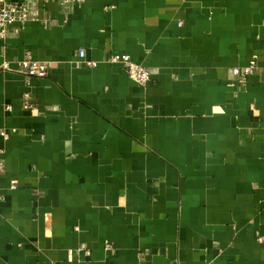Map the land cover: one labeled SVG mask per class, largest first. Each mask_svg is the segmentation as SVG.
<instances>
[{
  "label": "crops",
  "instance_id": "crops-1",
  "mask_svg": "<svg viewBox=\"0 0 264 264\" xmlns=\"http://www.w3.org/2000/svg\"><path fill=\"white\" fill-rule=\"evenodd\" d=\"M35 14L0 38V264H264V0Z\"/></svg>",
  "mask_w": 264,
  "mask_h": 264
},
{
  "label": "built area",
  "instance_id": "built-area-1",
  "mask_svg": "<svg viewBox=\"0 0 264 264\" xmlns=\"http://www.w3.org/2000/svg\"><path fill=\"white\" fill-rule=\"evenodd\" d=\"M52 1H60L62 5L67 6L82 3L85 0H0V38H5L10 27L17 23H26L28 21L37 20L38 15H36L35 12L39 2L48 3ZM78 54L80 59H82L87 65L93 67L98 65L97 61L88 60L86 58V51L83 47L79 48ZM259 58L260 55L254 53L248 64L242 67L237 66L233 68L232 71L234 75L245 80L258 68ZM104 61L110 64L122 65L128 75L141 85H145L151 79V73L148 68L142 64L134 62L129 54L115 52L109 55ZM17 69L26 77H45L48 74V65L46 62L33 59L28 55L18 62ZM27 96L28 95L26 94V97ZM28 106L27 102L26 107ZM1 135L7 137V132L2 131ZM4 167L5 162L3 159V151L0 150V173H2Z\"/></svg>",
  "mask_w": 264,
  "mask_h": 264
}]
</instances>
